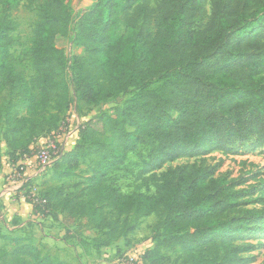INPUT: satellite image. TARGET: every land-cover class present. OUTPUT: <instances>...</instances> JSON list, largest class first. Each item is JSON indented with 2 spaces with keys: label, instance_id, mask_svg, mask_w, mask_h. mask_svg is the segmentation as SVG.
I'll list each match as a JSON object with an SVG mask.
<instances>
[{
  "label": "trees",
  "instance_id": "trees-1",
  "mask_svg": "<svg viewBox=\"0 0 264 264\" xmlns=\"http://www.w3.org/2000/svg\"><path fill=\"white\" fill-rule=\"evenodd\" d=\"M18 3L0 0V139L10 157L29 158L30 146L57 130L70 109L69 61L57 38L71 33L82 51L71 66L83 105L133 92L113 116L82 128L67 156L52 161H60L58 180L72 175V163L88 164L87 188L39 194L33 213L53 221L62 216L66 227L85 220L102 235L94 250L134 232L139 224L132 218L156 216L154 244L142 264H169V254L181 264H244L235 244L264 228V209L242 210L250 201L237 189L239 180L194 164L157 171L212 149L230 152L249 138L264 146V87L252 85L264 74V0H156L154 7L149 0H95L73 27L66 0H28L35 13L24 53L29 79L10 55L9 12ZM116 24L129 36L112 38ZM141 145L148 149L143 174L151 173L143 179L155 193L124 195L109 177ZM0 242L8 245L0 247V264H68L43 255L30 238L0 231Z\"/></svg>",
  "mask_w": 264,
  "mask_h": 264
},
{
  "label": "rangeland",
  "instance_id": "rangeland-1",
  "mask_svg": "<svg viewBox=\"0 0 264 264\" xmlns=\"http://www.w3.org/2000/svg\"><path fill=\"white\" fill-rule=\"evenodd\" d=\"M18 7L9 12V19L13 23V33L15 44L10 49L11 60L13 66L22 72L25 78L29 79L32 75V69L28 58L24 53L29 48V39L31 30L35 21L34 5L29 6L28 0H18ZM156 0H149L151 7L155 6ZM71 11L72 27L75 25L77 18L87 11L95 0H66ZM129 30L125 29L121 24H116L111 30V37H127ZM56 44L62 48L66 58L69 61V68L66 72V78L70 86V109L64 116L60 127L54 130L50 135L41 137L36 141L35 145H31L30 158L32 163L23 164V178L19 183L11 185L6 181L7 175L16 167L21 160L12 158L8 155L2 140L0 139V188L6 187L8 184L10 191L13 192L12 199L14 203L24 206L28 204V193L31 191L35 194H44L54 188H61L64 194L77 195L83 189L87 188V178L90 175V166L83 161L72 163V175L68 179L58 180L55 173L62 172L58 169L59 160L52 162L54 155L51 156L50 163L42 167L37 160V152L46 142L52 141L56 145V150L67 156L70 149L66 147L65 142L70 132L72 135L71 142L78 137L80 130L94 121L105 117L113 116L115 109L121 107L123 103L131 96L133 92L126 95H120L108 102L98 105H83L78 97L75 73L71 66L73 56L82 55L80 49L72 45L71 33L66 38H57ZM254 86L264 87V74L253 78ZM154 84L153 87H156ZM5 93H3L4 96ZM21 116V113H20ZM255 138H249L242 145H235L230 152L220 150H209L201 156L193 158H181L172 163H168L157 171L160 173L168 168H174L185 164H194L195 166L213 167L215 169L214 177H225L228 180H239L238 188L247 192L244 200L250 201L249 204L242 207V210H261L264 209V146H255ZM74 143H71V146ZM72 146V147H73ZM148 149L145 146H139L138 151L128 154L127 159L121 169L113 173L109 177V183L112 184L120 193L129 195L135 192L153 195L155 186L152 182L144 181L143 178L148 177L151 173L142 171L143 162L147 159ZM23 162V161H22ZM9 209V206H8ZM0 212L3 216L0 218V231L3 234L11 235L16 232V236H22L27 239H33L34 244L43 255L50 258H58L68 264H124L125 259L142 256L143 253L153 246L156 234V224L158 218L149 216L140 220H134L139 227L131 233L125 234L116 242L107 248H99L94 250L96 246L95 240H100L101 233L95 231L85 220H76L70 226L63 228V218L60 216L57 221L61 220L60 225L57 222L52 236L60 234L64 241L62 247L44 243L41 237L42 227L46 223L40 222L39 227H33L32 223L24 221L25 224L18 230H13L17 226L18 218L11 211L8 219H5L8 226L3 222L7 213L6 207L0 203ZM14 214L13 216H11ZM41 218V217H39ZM42 219V218H41ZM20 220V219H19ZM31 225V226H30ZM64 225V226H63ZM257 228H260L259 225ZM59 231V232H58ZM7 247L6 243L0 242V247ZM235 246L242 249L241 257L244 264H264V228L246 235L244 239L236 242ZM62 248V249H61ZM169 264H181V260L176 254H169Z\"/></svg>",
  "mask_w": 264,
  "mask_h": 264
},
{
  "label": "crops",
  "instance_id": "crops-1",
  "mask_svg": "<svg viewBox=\"0 0 264 264\" xmlns=\"http://www.w3.org/2000/svg\"><path fill=\"white\" fill-rule=\"evenodd\" d=\"M71 139H72V135H70V132H69L68 135H67V140L65 142V145H66V147H68L70 149V151L74 147L73 144H72L73 147L71 146V143H74V145H75V141L71 142ZM74 140H77V137ZM32 161L33 160L30 158V159H27L25 162L30 164V163H32ZM2 175L0 174V177ZM9 187L10 186L8 184V189L6 187H4V186H3V188H0V203L6 207V211H7V213L5 215V218L3 219L4 224L6 226H8V224H7V222H6L5 219H8L9 213L11 211H16V212H13V213L18 218L17 226H14L13 227V230H15V231L18 230V229H20L25 224L24 221H28V222L32 223V226L34 228L38 226L39 229L41 228V225L39 226L38 223L45 221L46 225H45V227H42V231H41L42 241L44 243H48V244L51 243V245H54L55 244L59 248L62 247L61 246V243L64 241V238H62V236L60 234L56 235V237L55 236H52L53 233H54V231L57 232V230L55 229V227H56L55 225H57V222L60 225L61 220H59V221H53L50 218L41 219L39 217H36L34 215L33 211H32V207L29 206L26 203H24V206H22V205H18L17 206V204H19V203H14L13 202V200H14V199H12L13 192L10 191V188ZM8 206H9V209H8ZM14 214H12L11 216H13ZM2 216H3V214H1V212H0V218ZM61 225H62V223H61ZM63 228L66 229V226H64ZM11 235L16 236L18 234H16V232H14ZM32 241H35V240L32 239ZM61 260H62V258H61Z\"/></svg>",
  "mask_w": 264,
  "mask_h": 264
},
{
  "label": "built area",
  "instance_id": "built-area-1",
  "mask_svg": "<svg viewBox=\"0 0 264 264\" xmlns=\"http://www.w3.org/2000/svg\"><path fill=\"white\" fill-rule=\"evenodd\" d=\"M55 154V155H54ZM54 155V159L62 156L58 150H56V145L52 141L46 142L41 148H39L37 152V160L39 161V165L42 167L47 166L51 161V156ZM27 159H30V157H23L21 159V163H18L14 169L10 171V173L7 175L6 181L11 184H17L20 182V180L23 178V164ZM23 161V162H22ZM28 200L31 203V207L33 205H37L40 203V198L38 194L32 193L31 191L28 193ZM36 217H38L37 213H34ZM124 264H142L141 256H137L134 258H127L124 261Z\"/></svg>",
  "mask_w": 264,
  "mask_h": 264
}]
</instances>
